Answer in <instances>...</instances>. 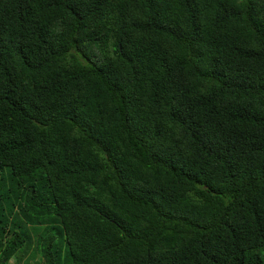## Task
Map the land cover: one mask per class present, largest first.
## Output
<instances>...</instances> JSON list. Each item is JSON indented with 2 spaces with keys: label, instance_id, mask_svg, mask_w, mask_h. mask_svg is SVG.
<instances>
[{
  "label": "trees",
  "instance_id": "obj_1",
  "mask_svg": "<svg viewBox=\"0 0 264 264\" xmlns=\"http://www.w3.org/2000/svg\"><path fill=\"white\" fill-rule=\"evenodd\" d=\"M33 244L264 264V0H0V264Z\"/></svg>",
  "mask_w": 264,
  "mask_h": 264
},
{
  "label": "rangeland",
  "instance_id": "obj_2",
  "mask_svg": "<svg viewBox=\"0 0 264 264\" xmlns=\"http://www.w3.org/2000/svg\"><path fill=\"white\" fill-rule=\"evenodd\" d=\"M35 245L33 244L30 248H29V250H28V253L29 252H32L33 254H35L34 255V257L33 258H31V257H27V255H26V257L25 258H23L22 260H21V264H25L26 262H28V263H31V264H35L36 262V260L38 261V259H39V257H38V255L36 254V252H35ZM34 259V260H33ZM14 262V259H12L11 261H10V263L12 264Z\"/></svg>",
  "mask_w": 264,
  "mask_h": 264
}]
</instances>
